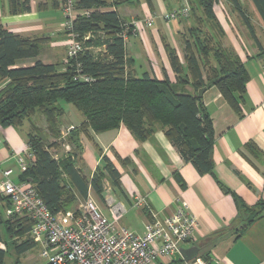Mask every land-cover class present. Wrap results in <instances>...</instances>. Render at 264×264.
<instances>
[{
    "label": "crops",
    "instance_id": "obj_1",
    "mask_svg": "<svg viewBox=\"0 0 264 264\" xmlns=\"http://www.w3.org/2000/svg\"><path fill=\"white\" fill-rule=\"evenodd\" d=\"M239 1L254 28L255 40L226 0H218L213 6L224 31L223 46L238 56L249 76L239 103V115L215 86L205 87L201 95L213 129L211 174H199L190 162L183 160L160 129L142 141L123 125L114 130L79 135L82 149L78 164L85 176H92L102 156L108 157L120 174L122 192L114 189L108 179H104L108 185L103 187V192L112 194L125 204L127 211L120 219L122 226L142 234L147 220L153 216L162 218L170 215L178 205L176 199L180 198L198 221L193 240L182 248L206 244L208 260L212 264H264V214L262 212L247 223V214L238 208L235 201L237 198L246 207H254L259 201L264 203V24L251 0ZM40 2L43 4L39 7ZM185 2L187 0H150L149 3L146 0H129L105 9L116 10L126 22L135 23L134 31L125 38L126 54L133 60L132 70L137 75L146 72L158 80L166 78L176 93H193L190 84L177 83L165 49V44H168L184 64L183 20L165 21L162 16ZM150 16H153V21L147 25L145 20ZM64 19V10L51 7L48 0H31L30 10L20 13H10L7 0H0V25L21 36L46 38L44 43L49 47L43 57L40 53L37 57L44 63H59L60 67L66 58ZM31 64L32 61L23 63ZM6 82L0 81V88ZM83 119V116L65 108L60 126L65 130L68 126L79 125ZM36 127L45 131L46 141L54 140L46 129L45 121L41 126L32 120L18 127L0 126V177L2 170L11 169V179L18 181L22 169L17 158L27 153V134ZM69 149L66 143L59 149L52 148L57 156ZM137 194L146 200L141 209L131 207ZM88 196L103 212L107 211L102 200L97 202L99 198L91 189ZM15 215L22 216L11 210L8 199L0 198V248L12 255L11 264L24 259L44 264L40 244L33 246L38 248L37 252H33L32 247L19 255L15 253L13 243L24 238L8 231L6 221L13 223L12 216ZM218 231L221 234L209 243ZM178 258L159 263L173 264L171 262L178 261Z\"/></svg>",
    "mask_w": 264,
    "mask_h": 264
},
{
    "label": "trees",
    "instance_id": "obj_2",
    "mask_svg": "<svg viewBox=\"0 0 264 264\" xmlns=\"http://www.w3.org/2000/svg\"><path fill=\"white\" fill-rule=\"evenodd\" d=\"M48 1L51 7L63 9L67 0ZM127 1L72 0L78 14L72 20L69 32L75 34L82 48L73 57L66 55L61 68L59 63H44L37 57L46 38L21 36L0 25V81L7 80L0 88V126L18 127L26 118L36 113L42 115L54 140L49 142L41 138L37 134L40 128L30 130L26 139L27 165L17 182L34 187L54 214L66 212L78 198L86 199L89 189L102 200L104 179L122 192L120 174L106 156H102L91 177L83 174L78 164L82 149L80 133H100L123 125L142 141L160 129L183 160L190 162L199 174H211L213 129L197 90L215 86L230 107L241 114L239 103L249 75L238 56L221 43L224 31L213 9L218 0H187L189 16H193L196 25L189 28L194 40H183V65L176 51L165 44L177 83L190 84L193 93H176L166 78L158 80L146 72L137 75L132 70L133 60L127 56L125 39L121 36L128 21L116 10H105ZM226 1L237 11L255 40L254 28L240 1ZM7 2L10 13L30 10L31 0ZM251 2L264 24V0ZM42 4L40 2L38 6ZM204 19L211 23L218 38L201 29ZM64 32L68 36L69 32ZM130 33L128 31V35ZM86 34L89 36L84 38ZM25 61H32V64L23 65ZM59 101L71 104L82 114L83 121L64 130L60 120L65 108ZM65 143L70 149L55 155L52 148L59 149ZM177 179L182 182L180 177ZM0 198L7 199L5 196ZM235 201L247 214V223L262 212L264 214L262 201L254 207L244 206L237 198ZM12 218L13 223L6 221L8 231L24 237L13 243V249L19 255L36 244L29 236L32 221L25 215ZM220 234L221 231L216 232L209 243ZM198 246V256L208 260L207 245ZM5 254L0 248V264H3Z\"/></svg>",
    "mask_w": 264,
    "mask_h": 264
},
{
    "label": "built area",
    "instance_id": "obj_3",
    "mask_svg": "<svg viewBox=\"0 0 264 264\" xmlns=\"http://www.w3.org/2000/svg\"><path fill=\"white\" fill-rule=\"evenodd\" d=\"M65 19L63 28L71 30L72 20L78 12L72 6V0L63 5ZM83 12V11H81ZM86 12V11H85ZM189 16V6H182L163 14L165 21ZM153 16L146 18L151 25ZM134 21L123 28L121 36L125 39L128 31H134ZM86 34L84 38H87ZM81 43L75 34L69 32L66 43V55L75 56L81 50ZM88 79L87 77H84ZM25 155L17 162L25 169ZM11 169L1 171L0 196H5L14 212L27 216L32 221L30 238L40 244V256L44 264H156L170 262L180 257V248L193 240L198 221L189 206L180 198L176 209L162 218L153 216L144 224V232L136 234L122 226L120 219L127 211L125 204L112 194L103 196L106 216L98 204L87 196L81 208L66 212L52 213L44 204L34 187L26 182H17L10 177ZM146 204L142 195H135L131 207L141 209ZM186 264H212L203 257H196Z\"/></svg>",
    "mask_w": 264,
    "mask_h": 264
},
{
    "label": "rangeland",
    "instance_id": "obj_4",
    "mask_svg": "<svg viewBox=\"0 0 264 264\" xmlns=\"http://www.w3.org/2000/svg\"><path fill=\"white\" fill-rule=\"evenodd\" d=\"M104 10V9H103ZM60 12V11H59ZM58 12V13H59ZM199 14V12H197ZM237 16V19H238V15ZM183 20V21H182ZM181 21H182V27H181V35H182V39H185V38H188L189 40H194L193 36H191V32L189 31V28L192 27V25H196L195 23V20L193 18V16H188L187 18H183ZM210 22L209 21H206L205 19L203 20V24L201 25V29L206 31H210L211 33L215 34V36L218 38V34H216V32L211 29L210 27ZM243 24V22H242ZM244 25V24H243ZM52 38L54 39V37L52 36ZM221 43H222V40H221ZM49 47L48 44L44 43V44H41V51H40V56L43 57L44 54H45V50L46 48ZM61 68V67H60ZM59 103L64 106V108H69L71 110H73L74 112H76V114L82 116V114L80 112H78L71 104H67V103H64L63 101H59ZM28 120H32L33 122L36 123V125H39L41 126L42 123L44 122V119L42 117V115L40 113H36L33 117H30V118H26L24 120L25 123L28 122ZM37 134L40 135L41 138H43L44 140H46V136L47 134L45 133V131L40 128L38 131H37ZM108 184H106V182L103 180V187H106ZM110 189V188H109ZM104 191V190H103ZM103 194L105 195V193L103 192ZM102 194V195H103ZM103 195V196H104ZM102 196V197H103ZM83 199H77L72 205L71 207L68 209V210H77L79 208H81V205L83 203ZM100 200H98L97 202L99 203ZM104 214L106 216H108V212L105 211ZM33 252H37L38 251V248L36 247H33L31 249ZM12 263V255L10 253L7 252L6 254V257H5V260H4V264H11ZM16 264H39L38 262H35V261H29V260H22L21 262H18Z\"/></svg>",
    "mask_w": 264,
    "mask_h": 264
},
{
    "label": "water",
    "instance_id": "obj_5",
    "mask_svg": "<svg viewBox=\"0 0 264 264\" xmlns=\"http://www.w3.org/2000/svg\"><path fill=\"white\" fill-rule=\"evenodd\" d=\"M205 87H202L197 90V96L201 97ZM198 245H192L187 248H180V257L178 258V263L176 264H186L187 262L195 259L198 257Z\"/></svg>",
    "mask_w": 264,
    "mask_h": 264
}]
</instances>
